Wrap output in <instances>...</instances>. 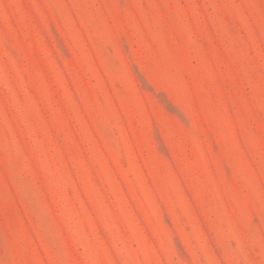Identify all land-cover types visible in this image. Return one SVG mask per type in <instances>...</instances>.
Returning a JSON list of instances; mask_svg holds the SVG:
<instances>
[{"label": "rangeland", "instance_id": "1", "mask_svg": "<svg viewBox=\"0 0 264 264\" xmlns=\"http://www.w3.org/2000/svg\"><path fill=\"white\" fill-rule=\"evenodd\" d=\"M0 264H264V0H0Z\"/></svg>", "mask_w": 264, "mask_h": 264}]
</instances>
